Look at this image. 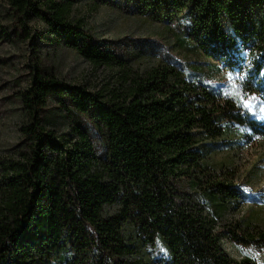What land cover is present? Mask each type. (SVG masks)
<instances>
[{
    "label": "trees",
    "instance_id": "1",
    "mask_svg": "<svg viewBox=\"0 0 264 264\" xmlns=\"http://www.w3.org/2000/svg\"><path fill=\"white\" fill-rule=\"evenodd\" d=\"M5 1L22 30L34 15L58 45L121 74L94 93L34 65L0 162V264H259L264 229L230 217L237 174L211 158L234 147L233 123L264 128L210 82L236 72L240 91L264 100V0H125L181 56L154 53L136 72V47L92 41L77 0Z\"/></svg>",
    "mask_w": 264,
    "mask_h": 264
},
{
    "label": "rangeland",
    "instance_id": "2",
    "mask_svg": "<svg viewBox=\"0 0 264 264\" xmlns=\"http://www.w3.org/2000/svg\"><path fill=\"white\" fill-rule=\"evenodd\" d=\"M125 0H77L73 16L80 19L92 41L102 46L135 48L137 56L129 69L141 71L155 65L154 53L168 52L181 59L160 38L161 26L147 17L132 12ZM9 6L0 0V162L9 157L8 149L19 139L22 110L18 97L26 94L33 85L32 71L37 62L51 68L67 86L83 87L97 92L112 87L121 74L116 68L95 67L73 49L58 45L47 26L34 15L23 18L21 24L8 14ZM165 42V44H164ZM242 74L223 72L210 83L229 95H236L241 116L264 128V100L240 91ZM233 148H223L211 161L225 164L236 171V187L241 202L230 217L243 218L264 229V135L253 132L248 125L233 123ZM245 134V138L240 137ZM237 142V143H236ZM229 218V214H228ZM234 257H257L258 251L224 244ZM264 264V257L258 259Z\"/></svg>",
    "mask_w": 264,
    "mask_h": 264
}]
</instances>
